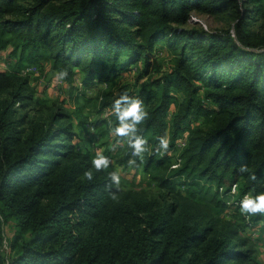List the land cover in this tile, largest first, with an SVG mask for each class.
Instances as JSON below:
<instances>
[{
  "label": "trees",
  "instance_id": "obj_1",
  "mask_svg": "<svg viewBox=\"0 0 264 264\" xmlns=\"http://www.w3.org/2000/svg\"><path fill=\"white\" fill-rule=\"evenodd\" d=\"M190 11H230L234 35L184 27ZM263 12L264 0H0V51L10 46L14 58L0 72V93L10 95L0 100V264L254 261L253 250L235 240L238 230H219L212 217L205 221L172 203L112 202L119 190L109 178L88 179L93 157L72 150V124L58 122L68 115L57 112L27 134L24 117L11 115L16 104L33 100L26 94L29 75L21 73L30 64L48 60L69 83L80 74L81 97L139 60L140 75L159 70L154 57L163 43L174 63L152 82L160 87L159 100L151 102L145 90L128 94L147 113L135 135L146 139L148 150L133 155V166L150 174L173 152L180 163L171 168L170 162V175L158 178L161 187L179 182L210 197L219 211L232 205L238 211L245 195L264 191V34L247 28ZM62 70L67 75L60 77ZM119 95L105 92L100 106L113 108ZM194 119L201 124L192 126ZM184 132L186 144L178 148ZM159 137L169 140L163 154L155 151ZM242 218L246 228L264 226V214ZM9 219L17 221L18 234L7 260L1 247Z\"/></svg>",
  "mask_w": 264,
  "mask_h": 264
},
{
  "label": "rangeland",
  "instance_id": "obj_2",
  "mask_svg": "<svg viewBox=\"0 0 264 264\" xmlns=\"http://www.w3.org/2000/svg\"><path fill=\"white\" fill-rule=\"evenodd\" d=\"M235 21L230 11L214 14L190 11V19L184 27L196 26L209 32L229 31L234 35ZM247 24V28L251 32L264 34V12L262 16L257 17L255 20H248ZM10 50V46H7L0 51V72L8 71V68L14 62V58L9 56ZM154 58L160 64L159 70L140 75L142 61L139 60L136 67L133 65L130 69L122 70L109 83H98L92 88L94 89L92 93L86 90L81 97L79 96L80 74H77L73 81L69 83L60 79L51 71L48 60L30 64L35 66L36 72H32L28 76L29 90L26 94L32 95L33 100L29 104L25 102L26 104L20 105L21 107L16 104L13 107L15 111L12 112L11 116L15 120L24 117V134H27L32 127H36L35 129L41 125L44 127L48 124L51 116L57 112L68 115V118H59L58 122L65 125L72 124L71 132H73V135L69 141L72 150L82 154L87 153L93 158L103 154L109 160L107 169L96 170L91 167L85 175L88 176L91 173V176L95 175L98 178L107 179H110L109 173L111 172H116L119 175V184L113 183L110 179L113 187L119 190L117 193H113L112 202L128 203L135 199H144L167 204L172 203L176 210L185 209L193 214L197 213L198 216H203L205 221L212 217L216 223L215 226L219 230L236 228L238 231L235 240L242 241L241 248L248 247L253 250L254 261H245L244 264H264V226L257 224L253 228H246L243 223V214L239 209L237 211L236 205L219 211V206H215L210 197L203 198L207 196L193 193L196 192L195 188H188L179 182H175L169 187H161L158 178H166L170 175V162L178 163V165L180 163V158L177 157V154L174 155L173 152L167 153L171 159H167L159 169H152L150 174H145L141 168L135 170L133 150L132 152L129 150V137L117 135L114 132L113 129L118 126L119 121L113 112V108H102L100 106V100L105 92H110L113 96H117L122 92L135 96L140 90H145L153 96L150 101L157 102L161 91L160 87H156L152 82L170 71L174 58L163 43H158ZM176 96V100L181 98L180 94H176ZM9 98L8 91L0 93V100H8ZM207 103V106H209L210 103L208 101ZM165 118L169 122L170 113ZM99 120H102V122H99ZM193 121L192 126L201 124V120L194 119ZM67 142L64 143L67 144ZM212 192L210 190V195ZM234 193L235 190L231 195H234ZM233 199L234 197L230 198V201H233ZM17 231L18 227L15 219H9L3 224L4 241L1 251L7 260L12 256L10 246L18 234Z\"/></svg>",
  "mask_w": 264,
  "mask_h": 264
},
{
  "label": "clouds",
  "instance_id": "obj_3",
  "mask_svg": "<svg viewBox=\"0 0 264 264\" xmlns=\"http://www.w3.org/2000/svg\"><path fill=\"white\" fill-rule=\"evenodd\" d=\"M59 75L60 77L67 75L66 70H62ZM113 112L119 121L118 126L113 129L114 132L117 135L129 137L128 142L133 154L141 156L148 150L146 139L143 136L135 135L136 125L147 115L142 106V101L129 96L127 92H122L113 102ZM168 147L169 140L165 137H159L155 151L163 154L167 152ZM108 166L109 160L103 154H99L91 160V167L96 170L107 169ZM240 171H246V168L241 166ZM109 176L113 183L119 184L120 178L116 172L109 173ZM91 178V173H89L88 179ZM252 179H256L255 176ZM239 211L241 214L247 215L264 214V191L244 196L239 202Z\"/></svg>",
  "mask_w": 264,
  "mask_h": 264
},
{
  "label": "built area",
  "instance_id": "obj_4",
  "mask_svg": "<svg viewBox=\"0 0 264 264\" xmlns=\"http://www.w3.org/2000/svg\"><path fill=\"white\" fill-rule=\"evenodd\" d=\"M32 72H36V68L33 65L26 66V67H24V68L21 69V73L23 75H30ZM185 144H186V133H183V134H181V136H179L177 138L176 146L178 148H181V147L185 146ZM177 166H178V163H173L171 165L172 168H175ZM234 190H235V186L232 187V192H234Z\"/></svg>",
  "mask_w": 264,
  "mask_h": 264
}]
</instances>
